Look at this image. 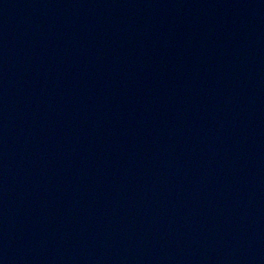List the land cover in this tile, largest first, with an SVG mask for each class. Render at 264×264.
Masks as SVG:
<instances>
[{
	"label": "water",
	"instance_id": "water-1",
	"mask_svg": "<svg viewBox=\"0 0 264 264\" xmlns=\"http://www.w3.org/2000/svg\"><path fill=\"white\" fill-rule=\"evenodd\" d=\"M0 264H264V0H0Z\"/></svg>",
	"mask_w": 264,
	"mask_h": 264
}]
</instances>
